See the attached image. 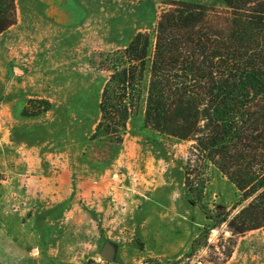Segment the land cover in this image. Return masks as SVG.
<instances>
[{
	"label": "rangeland",
	"instance_id": "obj_1",
	"mask_svg": "<svg viewBox=\"0 0 264 264\" xmlns=\"http://www.w3.org/2000/svg\"><path fill=\"white\" fill-rule=\"evenodd\" d=\"M166 1L15 0L27 63H0V264H264L262 228L206 214L246 202L233 182L208 165L188 192L193 140L146 127L142 104L120 143L92 138L111 53Z\"/></svg>",
	"mask_w": 264,
	"mask_h": 264
},
{
	"label": "trees",
	"instance_id": "obj_2",
	"mask_svg": "<svg viewBox=\"0 0 264 264\" xmlns=\"http://www.w3.org/2000/svg\"><path fill=\"white\" fill-rule=\"evenodd\" d=\"M222 1L168 0L152 35L139 31L111 53L92 138L120 143L142 104L146 127L193 140L189 193L202 195L208 165L241 191L233 214L206 212L213 225L264 231V0ZM16 19L15 0H0V33Z\"/></svg>",
	"mask_w": 264,
	"mask_h": 264
},
{
	"label": "crops",
	"instance_id": "obj_3",
	"mask_svg": "<svg viewBox=\"0 0 264 264\" xmlns=\"http://www.w3.org/2000/svg\"><path fill=\"white\" fill-rule=\"evenodd\" d=\"M18 25L19 18L17 17L16 23L0 33V63H27L26 57H21L23 55L19 49V42L25 43L26 35H15L14 33Z\"/></svg>",
	"mask_w": 264,
	"mask_h": 264
},
{
	"label": "water",
	"instance_id": "obj_4",
	"mask_svg": "<svg viewBox=\"0 0 264 264\" xmlns=\"http://www.w3.org/2000/svg\"><path fill=\"white\" fill-rule=\"evenodd\" d=\"M101 255L104 257V258H108L109 255H110V247L108 245H105L102 249V252H101Z\"/></svg>",
	"mask_w": 264,
	"mask_h": 264
}]
</instances>
